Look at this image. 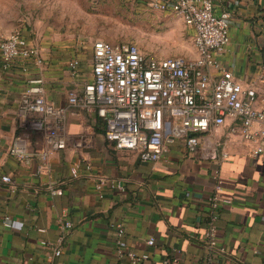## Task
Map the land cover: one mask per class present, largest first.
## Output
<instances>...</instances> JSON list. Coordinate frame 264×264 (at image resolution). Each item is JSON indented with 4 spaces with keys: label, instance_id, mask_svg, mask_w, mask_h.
Here are the masks:
<instances>
[{
    "label": "crops",
    "instance_id": "obj_1",
    "mask_svg": "<svg viewBox=\"0 0 264 264\" xmlns=\"http://www.w3.org/2000/svg\"><path fill=\"white\" fill-rule=\"evenodd\" d=\"M132 1L138 9H148L149 0ZM211 1L215 14H230V42L220 62L245 89L254 90V106L261 108L264 0ZM36 44L44 57L41 67L23 72L17 65L5 71L0 59V264H130L116 254L119 223L125 250L148 253L140 264H162L173 257L178 264H201L209 197L216 183L213 170L218 167L221 196L230 202L220 206L215 222L219 244L225 247L221 264H264V154L253 157V144L230 132L231 121L201 139L218 144L227 154L219 166L199 149L188 152L182 140L170 145L159 161L142 163L136 153L115 149L97 132L95 114L79 107L70 108L69 142L50 154L47 171L38 172L41 162L36 156L29 163L11 156L8 146L22 132L16 109L29 76L43 78L45 98L58 106L67 104L69 90L92 79L84 46ZM71 59L79 60L78 74L69 69ZM84 163L92 165L91 173L81 167L73 178L70 168ZM3 175L11 177L13 190L1 181ZM94 175L119 180L125 191L106 188L100 197ZM57 187L60 196L50 193ZM5 216L16 229L3 225ZM63 220L72 227L64 229ZM150 237L151 246L146 243ZM42 240L48 244L42 245ZM55 249L60 250L58 256Z\"/></svg>",
    "mask_w": 264,
    "mask_h": 264
},
{
    "label": "built area",
    "instance_id": "obj_2",
    "mask_svg": "<svg viewBox=\"0 0 264 264\" xmlns=\"http://www.w3.org/2000/svg\"><path fill=\"white\" fill-rule=\"evenodd\" d=\"M148 8L174 15L192 28L196 56L156 57L129 41L109 43L95 39L91 45L92 79L80 89L69 90L65 106L45 98L41 76L26 79L16 109L22 132L8 146L11 156L25 163L36 156L41 162L38 172L47 171L50 154L64 149L69 142L66 121L71 107L94 113L103 121L105 138L114 148L136 153L142 163L159 161L170 145L182 140L188 152L199 149L205 158L215 160L219 166L227 154L218 144L201 139L227 121H231L230 132H238L244 141L253 144V157L264 154V106H254V90L245 89L219 59L230 42L229 12L215 14L211 0H149ZM0 59L5 71L19 65L23 72H28L44 64L39 46L18 31L0 40ZM68 66L72 74H78V59H71ZM72 144L79 145L75 141ZM81 167L86 172L92 171L90 163L75 164L70 168L73 178L79 176ZM213 176L216 183L209 197L211 213L204 232L206 254L201 264H221L225 253L215 222L220 206L230 202L221 196L219 167L213 170ZM93 178L100 197L106 188L125 191L117 179L103 175ZM1 181L13 190L10 176H1ZM50 193L60 196L62 190L51 188ZM2 223L16 229L9 216ZM62 226L70 229L72 224L63 220ZM115 231L119 258L125 257L130 264H140L149 258L146 252L125 250V231L120 223ZM146 243L153 245L154 238L150 237ZM41 244L48 243L42 240ZM53 254L58 256L60 250L55 249ZM178 263L177 257L162 260V264Z\"/></svg>",
    "mask_w": 264,
    "mask_h": 264
},
{
    "label": "rangeland",
    "instance_id": "obj_3",
    "mask_svg": "<svg viewBox=\"0 0 264 264\" xmlns=\"http://www.w3.org/2000/svg\"><path fill=\"white\" fill-rule=\"evenodd\" d=\"M15 31L51 47L84 46L88 62L97 38L129 41L156 57L196 55L182 20L132 0H0V40Z\"/></svg>",
    "mask_w": 264,
    "mask_h": 264
},
{
    "label": "trees",
    "instance_id": "obj_4",
    "mask_svg": "<svg viewBox=\"0 0 264 264\" xmlns=\"http://www.w3.org/2000/svg\"><path fill=\"white\" fill-rule=\"evenodd\" d=\"M106 41V40H105ZM109 42V41H107ZM109 43H115V42H109ZM97 132H100L104 135L105 137V134H104V124H103V121L98 119V122H97ZM106 139V138H105ZM107 140V139H106ZM108 141V140H107ZM109 142V141H108ZM111 143V142H110ZM113 145V144H112ZM114 147V146H113Z\"/></svg>",
    "mask_w": 264,
    "mask_h": 264
}]
</instances>
